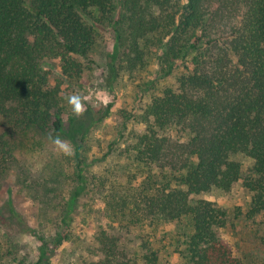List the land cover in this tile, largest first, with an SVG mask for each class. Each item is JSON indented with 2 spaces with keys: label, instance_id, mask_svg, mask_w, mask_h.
<instances>
[{
  "label": "trees",
  "instance_id": "1",
  "mask_svg": "<svg viewBox=\"0 0 264 264\" xmlns=\"http://www.w3.org/2000/svg\"><path fill=\"white\" fill-rule=\"evenodd\" d=\"M94 15L114 35L109 89L156 66L155 79L140 85L154 93L131 120L143 129L121 125L127 162L119 187L106 175L91 182L83 155L108 112L64 119L70 87L97 68ZM45 62L57 66L58 80ZM8 105L21 109L26 126L73 148L75 186L60 205L58 231L38 237L34 264H51L74 244L72 215L92 184L93 193L107 192L106 217L127 231L175 224L188 264H242L218 234L226 213L197 196L242 185L251 194L247 215L264 230V0H0V111ZM7 208L24 222L11 202ZM97 247L96 264H134L104 230ZM141 248L142 264H159L157 249L147 241Z\"/></svg>",
  "mask_w": 264,
  "mask_h": 264
},
{
  "label": "rangeland",
  "instance_id": "2",
  "mask_svg": "<svg viewBox=\"0 0 264 264\" xmlns=\"http://www.w3.org/2000/svg\"><path fill=\"white\" fill-rule=\"evenodd\" d=\"M89 21L95 23L96 39L91 57L97 68L86 71L80 83L70 87V92L87 98L82 99L84 122L100 110L108 112L101 124L91 128L93 133L83 155L90 164L91 182L106 175L110 184L119 187L125 182L123 172L127 162L121 156L127 137H120L121 125H127L128 129H143L131 120L154 93V89L143 93L140 85L155 79L156 66L150 63L143 74L125 78L123 82L118 80L113 89H109L104 79L108 75L106 69L114 35L95 15ZM45 68L51 73L52 80L59 79L54 63L45 62ZM20 111L19 107L9 105L0 111V264H34L37 261L38 237L47 238L58 231L60 205L69 199L75 186L71 179L74 168L70 162L73 148L70 156L64 155L53 143L51 131L46 134L26 126L19 116ZM70 115L75 114L66 100L64 119ZM241 162L244 171L249 170L250 162L245 158H241ZM95 187V184L91 185L72 215L74 244H64L50 258L51 264H96L102 259L97 236L103 230L130 250L134 264H142L144 241L158 250L159 264H188L182 258L184 245L177 237L175 224L161 223L127 231L106 217L103 198L107 192L104 196L97 195L93 193ZM195 199L214 203L226 213V226L219 229L218 234L236 259L242 264H264V230L260 227V218L247 215L251 194L242 185L230 193L212 191ZM10 202L23 223L18 218H10L7 208Z\"/></svg>",
  "mask_w": 264,
  "mask_h": 264
},
{
  "label": "clouds",
  "instance_id": "3",
  "mask_svg": "<svg viewBox=\"0 0 264 264\" xmlns=\"http://www.w3.org/2000/svg\"><path fill=\"white\" fill-rule=\"evenodd\" d=\"M82 99H87L86 97L82 98L80 95H70L67 98V103L71 106L72 111L75 115H81L84 110L85 106L82 103ZM107 99L105 98L104 103L107 104ZM53 143L55 144L56 148L61 151L64 155L70 156L72 154V146L70 143L62 140L60 137L53 138Z\"/></svg>",
  "mask_w": 264,
  "mask_h": 264
}]
</instances>
